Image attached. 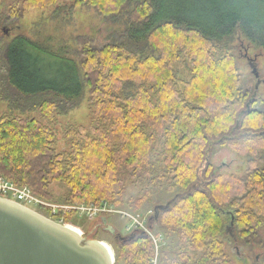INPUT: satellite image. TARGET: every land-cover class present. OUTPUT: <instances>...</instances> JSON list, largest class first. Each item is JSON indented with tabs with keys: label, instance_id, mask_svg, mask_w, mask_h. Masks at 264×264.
I'll return each instance as SVG.
<instances>
[{
	"label": "trees",
	"instance_id": "16d2710c",
	"mask_svg": "<svg viewBox=\"0 0 264 264\" xmlns=\"http://www.w3.org/2000/svg\"><path fill=\"white\" fill-rule=\"evenodd\" d=\"M57 1L24 0L21 9L0 12V99L8 105L0 117V177L53 203L122 204L124 173L147 185L125 204L133 213L156 191L177 192L154 207L167 241L159 264H226L225 236L252 247L264 227V170L253 162L244 178L224 175L211 155L225 146L264 150V111L251 107L239 120L254 92L243 88L232 52L237 35L264 50V0H87L104 17L127 18L123 34L99 47L87 38L73 56L25 35L9 39L10 23ZM181 62L191 72L183 88ZM87 89L92 121L65 131L68 149H57L50 125L25 117L38 110L52 123L75 110ZM54 183L66 189L58 200ZM40 211L64 224L79 220ZM233 219L236 237L226 231ZM114 244L116 264H152L146 234Z\"/></svg>",
	"mask_w": 264,
	"mask_h": 264
},
{
	"label": "rangeland",
	"instance_id": "374dc122",
	"mask_svg": "<svg viewBox=\"0 0 264 264\" xmlns=\"http://www.w3.org/2000/svg\"><path fill=\"white\" fill-rule=\"evenodd\" d=\"M23 1L24 0H18V3H16V0H0V12L6 11V9L11 6H16L18 9H21ZM126 20L127 18L125 17L122 18V20L118 19L116 21V17L107 18L102 16L96 8L87 4V0H58L56 4L51 7L30 10L22 16V19L10 23L8 25V29L10 30V35H8V37L9 39H12L17 35H25L32 40L38 41L42 44L44 43L56 53L73 56L74 53L72 52L80 51L81 43L86 41L87 38L92 40L95 45L99 47L119 37L125 30ZM232 45V52L237 56L236 68L241 76L243 88L249 90L250 95H252L253 92H255L257 80L251 74V69L248 66L247 60L242 59L240 48H242L241 45H244V47L249 46V55L251 57L256 54L262 55L258 60L259 67L262 70V76H264V50L254 46L241 35L235 36ZM177 69L179 79L181 80L180 85L181 88H183L182 84L191 79L190 66L189 64L181 62L178 64ZM256 97L257 101L252 106V109L258 108L264 110V85L259 87ZM90 101V90L87 89L83 102L75 110L71 111L67 116L55 117L52 123L47 119H44L38 110L27 111L25 117H35L41 119L45 124L50 125L58 138L57 149H68L69 141L64 136L65 131L70 127H88L91 124L92 107ZM32 105L33 104H27V106ZM7 110V103L0 99V117L7 112ZM157 151H159V147L156 150V156L158 155ZM211 156V163L214 169L222 170L221 173L224 175L244 178L252 170V167L255 166L254 164L264 170V150L259 153H248L245 151H236L229 146H225L215 149L214 154ZM120 177L121 180L124 181L125 187V193L123 196L124 204L123 202L122 204H116L113 201L110 202L112 203L111 205L119 209L127 210L129 207L126 205L132 200L139 198V194L147 187V185H144L143 187V185L131 181L130 177L124 173H122ZM204 180L207 181V179ZM50 192L58 200L61 197H64L66 189L63 185L54 183L50 187ZM176 193L177 192L169 193L166 190L154 192L150 200H147L141 206L138 213L143 216L150 214L152 218L154 216V207L159 204L165 205ZM100 204L101 202L90 203V205ZM77 217L79 220L71 218V223L67 225L77 228L82 235L88 239L102 241L107 244L112 250L116 262L118 251L114 244V237L107 232V226L103 224L101 217H95L94 219L86 217L81 218L79 215H77ZM105 217L108 220V225L113 226V228L123 237L129 236L126 230V227L128 226L127 219H123L118 215H107ZM229 226L230 223H227L226 228ZM163 228L164 227L160 223H153L152 227L150 224V229L156 236H164L162 232ZM226 231L231 234V236L236 237L235 227H231L230 231L226 229ZM260 237L261 238H257L253 241L254 244L252 247H247V245H244V243L238 239V241H231L228 237H223V249L227 255V261H225L226 264H264V260L262 259L264 248L257 245L260 241H264V227L260 230ZM167 239L170 244H172V242L177 243L174 237L170 236ZM166 242L167 241L164 240L163 246H165Z\"/></svg>",
	"mask_w": 264,
	"mask_h": 264
},
{
	"label": "water",
	"instance_id": "95a60500",
	"mask_svg": "<svg viewBox=\"0 0 264 264\" xmlns=\"http://www.w3.org/2000/svg\"><path fill=\"white\" fill-rule=\"evenodd\" d=\"M8 34L7 30L4 31ZM253 74L259 78L253 68ZM261 82L255 86L256 98ZM251 106L239 115V120ZM171 204V203H170ZM167 204L166 208L170 206ZM159 218L155 208L151 227ZM107 232L116 240L124 237L104 220ZM234 227V219L227 230ZM0 264H116L110 247L88 239L75 227L57 222L46 215L0 196Z\"/></svg>",
	"mask_w": 264,
	"mask_h": 264
},
{
	"label": "built area",
	"instance_id": "2783aa9c",
	"mask_svg": "<svg viewBox=\"0 0 264 264\" xmlns=\"http://www.w3.org/2000/svg\"><path fill=\"white\" fill-rule=\"evenodd\" d=\"M0 196L14 200L23 206L39 212H41V208L48 209L53 215L77 214L81 216V218L86 217L89 219H94L99 216L118 215L123 219H127L128 226L126 230L128 235L135 232H142L152 239L155 253L152 264H159V255L164 243V238L162 235L156 236L152 233L150 229V214L143 216L140 213L122 210L108 202H103L100 205H64L45 201L37 197L30 188L18 187L4 177H0ZM56 221L64 223L63 220Z\"/></svg>",
	"mask_w": 264,
	"mask_h": 264
},
{
	"label": "flooded vegetation",
	"instance_id": "af4514ba",
	"mask_svg": "<svg viewBox=\"0 0 264 264\" xmlns=\"http://www.w3.org/2000/svg\"><path fill=\"white\" fill-rule=\"evenodd\" d=\"M242 46V48H240V54H241V56H242V59H245V60H247V62H248V66L250 67V69H251V74L256 78V80H257V82L258 81H260L261 82V85H260V87L262 86V85H264V76H262V70H261V68L259 67V63H258V60L262 57V55L261 54H256L255 56H253V57H251L250 55H249V50H250V48H249V46L248 47H244V45H241ZM253 68L254 69H256L257 70V72H258V75H259V78H257L254 74H253ZM255 93V92H254ZM254 95V94H253ZM252 100H256L255 98L254 99H251L250 100V102H249V104L248 105H250L251 107H252ZM248 105H247V107H248ZM256 109H258V108H256ZM258 110H261V109H258ZM264 111V110H263ZM105 218L106 217H101V220H102V222H103V224H104V220H105ZM105 225V224H104Z\"/></svg>",
	"mask_w": 264,
	"mask_h": 264
}]
</instances>
